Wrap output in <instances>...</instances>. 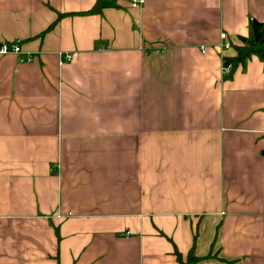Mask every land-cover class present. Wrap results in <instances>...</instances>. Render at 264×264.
Returning a JSON list of instances; mask_svg holds the SVG:
<instances>
[{"label":"crops","instance_id":"obj_1","mask_svg":"<svg viewBox=\"0 0 264 264\" xmlns=\"http://www.w3.org/2000/svg\"><path fill=\"white\" fill-rule=\"evenodd\" d=\"M248 38L264 0H0V264H264Z\"/></svg>","mask_w":264,"mask_h":264},{"label":"built area","instance_id":"obj_2","mask_svg":"<svg viewBox=\"0 0 264 264\" xmlns=\"http://www.w3.org/2000/svg\"><path fill=\"white\" fill-rule=\"evenodd\" d=\"M131 7L133 9H139L145 4V0H130ZM220 47L223 51H229L232 49V44L229 41V37L227 33H222L220 35ZM23 53L21 42H14V43H3L0 46V55H20ZM73 59L72 55L65 54L62 56L61 59V65H64L65 63L71 62ZM22 61H31V58L28 57L25 60ZM233 72V63L229 62L227 59H224L223 61V74L225 77H229ZM71 216V214H69ZM61 218V217H60ZM129 234V233H127Z\"/></svg>","mask_w":264,"mask_h":264},{"label":"trees","instance_id":"obj_3","mask_svg":"<svg viewBox=\"0 0 264 264\" xmlns=\"http://www.w3.org/2000/svg\"><path fill=\"white\" fill-rule=\"evenodd\" d=\"M95 11H99L98 6L94 9V12ZM236 52L237 55L235 58L227 59L229 62L233 63V71H235V69H237L239 66L245 67L247 62L253 56H257L264 61V38L260 42H256L254 38L245 39L243 46L236 47ZM177 256L180 264H186L183 262V259L179 253H177ZM197 260L198 259H196L195 257H190L188 263L196 262Z\"/></svg>","mask_w":264,"mask_h":264}]
</instances>
